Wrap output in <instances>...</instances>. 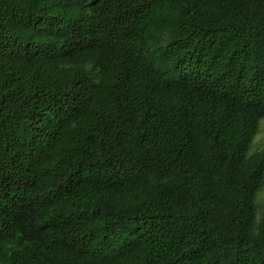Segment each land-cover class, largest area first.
<instances>
[{
    "label": "trees",
    "instance_id": "obj_1",
    "mask_svg": "<svg viewBox=\"0 0 264 264\" xmlns=\"http://www.w3.org/2000/svg\"><path fill=\"white\" fill-rule=\"evenodd\" d=\"M264 0H0V264H264Z\"/></svg>",
    "mask_w": 264,
    "mask_h": 264
},
{
    "label": "rangeland",
    "instance_id": "obj_2",
    "mask_svg": "<svg viewBox=\"0 0 264 264\" xmlns=\"http://www.w3.org/2000/svg\"><path fill=\"white\" fill-rule=\"evenodd\" d=\"M258 151L264 152V119H261L259 121L258 132L252 139L251 147H250V152H258ZM263 202H264V186L259 190L256 196V205L258 208L257 216H259Z\"/></svg>",
    "mask_w": 264,
    "mask_h": 264
}]
</instances>
